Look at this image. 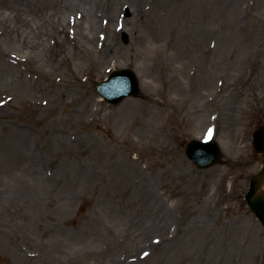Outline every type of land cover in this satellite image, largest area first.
I'll use <instances>...</instances> for the list:
<instances>
[{"label":"rangeland","instance_id":"rangeland-1","mask_svg":"<svg viewBox=\"0 0 264 264\" xmlns=\"http://www.w3.org/2000/svg\"><path fill=\"white\" fill-rule=\"evenodd\" d=\"M13 1L0 0V264H264L244 199L261 165L264 0H91L109 10L84 44L79 16L44 0L30 24ZM119 68L140 90L100 100ZM209 137L223 158L200 169L184 146Z\"/></svg>","mask_w":264,"mask_h":264},{"label":"bare ground","instance_id":"bare-ground-1","mask_svg":"<svg viewBox=\"0 0 264 264\" xmlns=\"http://www.w3.org/2000/svg\"><path fill=\"white\" fill-rule=\"evenodd\" d=\"M38 1H44V0H23V2H19L20 5H22V10L20 11L21 12L20 17L22 16V18L24 19L26 18L30 19V24L39 23L34 13L35 4ZM50 1H51V6L55 10V12L61 14L62 17L65 15L66 12L67 13L71 12L70 14H75L76 16H79L80 20L77 21L78 22L77 28H79V30L77 34H78V41H82L81 44H84V42H88V41H89L88 43H90V39L87 37V34L88 31H90V29H92L97 22V13L99 11L103 13L104 11L109 10L107 7H100V9H97L96 11H94V8L93 10L90 9L89 3L91 2V0H50ZM139 2L140 1L130 2L128 3V7L130 8L131 4L133 5L139 4ZM126 8L127 6L121 7L122 13H118V15L117 12L112 14L114 18L119 19L117 23L119 30H125V24L128 19H126L127 16L124 15L123 13L127 12ZM118 9H120V7H118L117 10ZM136 9L137 12L140 11L141 9L140 4L136 7ZM101 23L103 24L104 22L102 21ZM22 39H24V37H22ZM17 40H18V36L12 38L9 41L11 43L12 42L14 43ZM41 43L42 42H36L35 44L30 43V45L33 48L37 49L38 51H42L38 48V44L39 46H41L40 45Z\"/></svg>","mask_w":264,"mask_h":264},{"label":"water","instance_id":"water-1","mask_svg":"<svg viewBox=\"0 0 264 264\" xmlns=\"http://www.w3.org/2000/svg\"><path fill=\"white\" fill-rule=\"evenodd\" d=\"M260 140L261 138L259 137V139L257 140V146L262 148V142ZM209 145H211V148H214V145L212 143H210ZM205 147L206 146H204V144L193 143L190 149L188 150V154L196 161H199V159L202 157V149L207 150ZM218 156H219V149L217 147L214 159H217ZM210 163L211 162L207 164ZM263 181H264V166L257 175L252 177L250 183V189L246 194V199L249 205L251 206V208L254 210L257 217L260 219L261 222L264 223V191L258 189Z\"/></svg>","mask_w":264,"mask_h":264}]
</instances>
